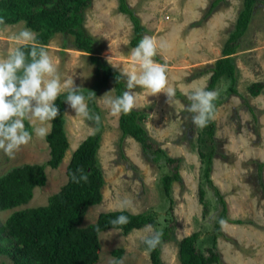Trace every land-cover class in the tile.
I'll use <instances>...</instances> for the list:
<instances>
[{
    "label": "rangeland",
    "instance_id": "rangeland-1",
    "mask_svg": "<svg viewBox=\"0 0 264 264\" xmlns=\"http://www.w3.org/2000/svg\"><path fill=\"white\" fill-rule=\"evenodd\" d=\"M242 1L223 0L204 19L213 0H126L146 29L144 36L154 39L159 64L166 65L168 85L176 89L175 104L167 103L163 92L147 96L141 88L133 90L136 95L133 109L147 115L144 127L148 135L168 157L181 160L182 183L174 182L170 189L174 238L162 245L161 264H179L178 243L182 238L198 232L197 246L205 253L212 237L219 204L203 177L204 166L196 148L200 128L193 124V114L186 110L190 101L185 93L197 87L206 88L211 72L204 71L221 58L222 47L235 28ZM84 27L95 40L98 55L107 64L119 73L139 74V64L131 59L134 48L129 44L133 26L128 16L118 11V0H92L85 11ZM23 28V22L0 28V56L11 51L15 46L13 35ZM72 39L57 34L46 49L53 63L58 65L62 79L72 77L75 85L90 89L94 86L95 67L89 61V55L71 47ZM233 59L238 73L235 83L221 79L214 90L218 101L211 121L218 145L210 179L224 197L228 218L240 220L242 224L223 222L224 236L217 238L216 247L222 264H264V168L262 182L256 177L257 163H264V89L256 97L247 91L252 83H264V0L255 5L248 30ZM231 86L236 93L230 92ZM104 94L115 96L110 82L94 98L103 126L97 151L104 178L102 201L87 210L82 226L94 223L100 213L121 211L122 201L129 202L124 211L154 215L158 223L156 228L145 226L126 236L117 230L100 233L96 263L112 264L115 260L113 252L122 249L119 264H151L148 251L143 248V237L172 222L168 211L170 203L159 180L173 165L165 164L163 159L159 163L152 162V155H144L140 145L131 138H126L122 145L127 160L120 159L119 116L112 115L105 106ZM65 119L69 149L62 163L57 169H45L46 185L35 188L27 204L0 212V226L13 211L46 205L47 199L67 182L66 166L72 153L95 132V127L76 117L67 103ZM25 122L30 127L32 123H39ZM48 159L46 139L33 135L32 141L22 146L14 158L0 152V175L12 167L43 164ZM199 186L205 188L206 213L198 201ZM0 245L9 246L10 242L3 237ZM0 264L12 262L9 257L0 255Z\"/></svg>",
    "mask_w": 264,
    "mask_h": 264
},
{
    "label": "trees",
    "instance_id": "trees-1",
    "mask_svg": "<svg viewBox=\"0 0 264 264\" xmlns=\"http://www.w3.org/2000/svg\"><path fill=\"white\" fill-rule=\"evenodd\" d=\"M222 1L213 0L210 9L203 18H208L212 10ZM91 2L92 0H0V21H2L0 28L23 22L25 27L36 33L37 45L45 48L57 34L71 36L73 38L71 47L89 55L88 59L95 67L94 86L90 89L83 88L81 92L87 96L89 91H92L96 96L100 89L110 82L115 96L121 95L125 90V82L117 79L120 73L98 55L95 40L84 27L85 11ZM258 2L259 0L242 1V8L238 12L235 28L222 47L221 58L204 71L211 72L206 86L207 90L214 91L221 79H228L232 84L235 83L238 73L233 55L239 51L240 40L248 30L255 5ZM118 11L127 15L132 23L133 37L129 44L135 48L146 33V29L129 8L126 0H118ZM153 59L161 63L157 56ZM263 89L264 83H252L248 86L247 91L250 96L256 97ZM229 90L236 93L232 86ZM64 99L65 94L62 93L55 101L59 113L51 122V132L46 138L49 149L48 161L43 164H23L12 167L0 175V212L27 204L33 197L34 189L46 185L45 169L47 167L57 169L61 164L69 149L65 132L66 102ZM217 101L215 99L214 105H217ZM89 107L93 113L101 117L94 99L90 102ZM250 111L254 118L253 111ZM146 119L145 112L135 109L128 114L119 115L118 150L120 159L126 161L122 145L126 138H131L140 145L144 155H152V162L159 163L160 159H163L165 164L173 165L171 171L163 174L159 180L161 189L170 203L168 211L171 215L170 222H172L159 231L162 234L160 243L154 249L147 250L151 264H161V247L165 242L174 238L173 202L170 189L172 183H182L179 174L181 160L168 157L158 143L148 135L144 127ZM88 123L95 127V132L86 137L72 153L66 166L67 182L57 193L47 199L46 205L13 211L0 226V240L5 237L10 242L9 246L0 245V255L9 257L12 264H96L99 258L100 233L117 230L126 236L131 231L139 230L145 226L157 227L158 223L154 215L131 214L124 210L100 213L94 223L82 226L87 210L102 201L101 190L104 185L102 170L97 159L103 130L102 122L100 120L99 124L94 121H88ZM25 126L31 131L27 122H25ZM214 129V123L211 120L205 128L199 129L196 148L198 157L204 166L205 183L218 200V216L214 223L209 245L205 249L206 254L198 248L199 233L194 232L182 238L178 243L179 264H222L216 247L217 238L224 236L221 225L225 221L242 224L240 220L231 221L228 218L224 197L213 186L210 179L212 159L217 152L218 145L214 137ZM263 168L264 163H257L256 177L260 182H262ZM77 169H83L86 172L87 182L74 183L72 181L73 174L79 175ZM198 201L206 213L205 188L201 186L198 188ZM119 215L127 216L128 223L112 225L111 221ZM143 248L146 250L144 243ZM122 253V249L113 252L116 261L120 259Z\"/></svg>",
    "mask_w": 264,
    "mask_h": 264
},
{
    "label": "clouds",
    "instance_id": "clouds-1",
    "mask_svg": "<svg viewBox=\"0 0 264 264\" xmlns=\"http://www.w3.org/2000/svg\"><path fill=\"white\" fill-rule=\"evenodd\" d=\"M12 40L15 46L6 55L0 56V152L14 158L22 146L32 141L33 135L46 139L51 132V122L59 113L55 101L62 93L65 94L64 101L74 110L76 117L83 122L100 123L101 117L89 107L95 94L89 91L87 96L84 95L81 92L83 88L75 85L72 77L62 79V73L58 65L53 63L48 50L37 45L36 33L25 27L15 33ZM156 55L157 45L150 36H144L132 49L131 59L139 64L141 71L139 74L121 72L117 79L125 82L123 93L117 96L103 95L104 104L112 115L128 114L133 110L136 106L133 90L137 88L145 90L147 96L163 92L167 103L177 102L176 89L168 85L166 65L157 63L153 59ZM185 95L190 101L185 107L193 114V124L205 128L214 115L217 92L197 87ZM25 121L39 123H32L30 131ZM77 172L78 176L72 175L74 183L88 181V175L83 169H77ZM128 204V201H122L120 210ZM127 223L128 217L125 215H119L111 221L112 225ZM161 235L159 231L145 235L143 243L146 250L154 249L160 243ZM112 264H119V261L114 260Z\"/></svg>",
    "mask_w": 264,
    "mask_h": 264
}]
</instances>
